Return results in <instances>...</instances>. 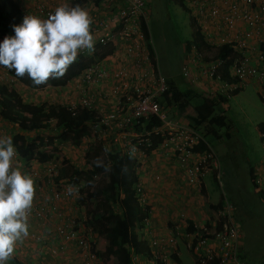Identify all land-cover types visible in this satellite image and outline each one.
<instances>
[{"label": "built area", "instance_id": "obj_1", "mask_svg": "<svg viewBox=\"0 0 264 264\" xmlns=\"http://www.w3.org/2000/svg\"><path fill=\"white\" fill-rule=\"evenodd\" d=\"M102 1L101 6L107 15L91 17L90 28L96 44L109 46L113 49L112 52H121L126 61L115 70H109L98 62L90 64L75 79L72 86L68 87L71 95L75 94V97L70 96L66 101V106L73 110L72 114L77 106L95 110L94 117L87 123V135L75 148H80L85 156L88 147L92 146L97 152L96 155L103 159L101 166L109 163L110 154L132 158L136 163V173L147 153L157 152L169 156L177 163L184 171L189 184H201L209 173H213L216 178L219 162L210 145L188 121L178 116L174 104L165 106L160 102L168 86L158 70L154 53H150V41L145 37L146 31L149 33L145 11L147 0ZM182 2L191 14L193 30L199 28L200 20L206 17L213 20L223 31L217 38L205 34L203 48H198L195 44L189 45L181 66L182 76L190 80L188 66L191 59L195 60L211 84L217 85L207 93V97L223 96L227 99L252 84L264 107V1ZM50 12L49 8L40 4L36 6L33 15L43 19ZM252 37H255L256 41L250 45L248 40ZM220 46L227 47L226 55L222 58L218 57ZM223 65H226L229 76L227 81L222 78ZM151 120H156L157 124L149 127ZM260 139L264 147V132H260ZM64 142L71 146L66 141L61 143ZM15 157L17 158V154ZM52 161H46V165L42 167V175L32 170L35 182L46 177L48 181L44 184L59 186L53 190L49 199L37 197L34 192L32 207L28 213L27 237L39 246H49L48 252L57 262L58 258L62 257L61 254L67 255L68 248L72 247L73 257L78 260L71 263L70 257L65 256L68 264H101L95 252L94 232L85 224V208H81L77 217H66L61 213L62 207L70 200H73V209L81 207L77 200L83 191V182L72 184L65 180L54 181L62 163L57 165ZM91 162L89 160V165ZM101 174L105 178L103 170ZM251 174L257 189L262 190L264 153ZM94 178L95 181L98 179L97 172ZM36 185L38 184L34 186ZM69 186L76 189L74 195L67 193ZM134 190L138 204L144 211L141 236L146 241L151 256L145 258L133 253L132 264H155L157 260L162 264H170L171 255L177 254L179 240L191 254L195 264H247L241 257L242 231L234 218L232 206L227 202L222 201L221 209L215 212V219L205 224L190 227L183 219L167 226V234H159L155 232L151 211L147 207L146 195L139 179L134 185ZM53 214L58 216L59 221L52 224L50 234L48 231L42 232L41 238L33 231L32 222H40L46 226L44 220L53 217ZM43 250L39 249V257L46 258V254H42Z\"/></svg>", "mask_w": 264, "mask_h": 264}, {"label": "trees", "instance_id": "obj_2", "mask_svg": "<svg viewBox=\"0 0 264 264\" xmlns=\"http://www.w3.org/2000/svg\"><path fill=\"white\" fill-rule=\"evenodd\" d=\"M102 0H69L66 4L69 6L79 5L84 7L88 2L97 5ZM184 8L182 0H177ZM25 14L15 0H0V39L6 35H11L12 26L22 22ZM47 18V17H46ZM193 37L186 45L195 44L198 48L205 47V42L196 27L193 30ZM148 40L150 34L145 33ZM149 41V40H148ZM185 45V47H186ZM151 55L153 54L150 48ZM226 46H220L218 57L226 55ZM112 48L109 46L95 45V51L89 55L82 54L78 60L70 66L65 75L59 79H49L42 86L58 88L68 92L75 79L90 64L97 63L111 54ZM4 68V67H3ZM221 73L224 77H229L226 73V65L221 67ZM6 74L29 86L32 81L24 77H17L14 70L4 68ZM168 89L160 100L162 105L174 104L177 112L182 114L191 104L192 98L197 101L193 105V114L187 115L188 123L198 129L200 125L230 126L229 118L226 117L221 109V102H225L223 97L210 98L204 95H197L191 91L182 92L172 81H167ZM238 92V91H237ZM235 92V93H237ZM68 97V96H65ZM66 101L45 100L44 102H34L25 100L12 85L0 82V119L11 124L16 129L10 132L13 144L16 149L17 157L24 163L36 161L39 163L51 160L55 155L61 154L59 143L66 141L73 147H78L89 129L87 123L94 117V109L77 106L72 114L71 109L66 106ZM157 124L156 120H151V125ZM260 132H264V124L259 126ZM97 152L92 146H89L85 161L89 163L91 154ZM109 163L101 166L106 178L104 190H92L95 182L96 164L91 162L90 167L82 170L78 166L64 167L67 163L66 158L62 156V165L54 181H69L72 184L78 182L84 183L83 191L79 196L77 203L85 208V224L92 229L96 239H102L106 245V250L96 249L95 252L101 264H107L108 261L113 264H132L131 254L150 257L151 251L147 243L142 239L141 228L144 218V211L139 206L134 185L138 176L134 170L136 165L134 159L121 157L116 154L109 155ZM70 172L67 175V172ZM251 168L249 175L252 179ZM214 177V175H213ZM216 179V178H215ZM255 188L256 185L253 182ZM86 190V191H84ZM260 195L264 197L263 192L258 189ZM95 199L96 207L91 208L87 203ZM222 201L217 204H208L210 213L215 215L218 209H221ZM191 227V225L189 224ZM97 240V241H98ZM191 255V254H190ZM174 261L178 264L176 255H172ZM108 259V260H107ZM106 260V262H105ZM155 264H162L159 260Z\"/></svg>", "mask_w": 264, "mask_h": 264}, {"label": "rangeland", "instance_id": "obj_3", "mask_svg": "<svg viewBox=\"0 0 264 264\" xmlns=\"http://www.w3.org/2000/svg\"><path fill=\"white\" fill-rule=\"evenodd\" d=\"M39 1L44 2L43 0ZM68 1L64 0L66 3ZM61 4L63 3L61 2ZM145 11L147 15L146 24L150 33V43L157 67L164 77L172 79L183 89L184 80L180 76V64L185 55L183 45L191 40L193 36V26L190 22L189 12L176 0H147ZM0 82L12 85L19 91L20 95L21 93L23 94L21 96L24 97L25 93L27 99H31L34 102H44L45 100L59 102L68 99L70 96L75 97V94L71 95V91L64 92L62 89L42 85L36 86L33 83L29 86L24 85L16 79L9 77L4 68L2 69L1 67ZM195 101L197 100L192 98L191 104L187 108V111L192 114L194 113L193 105ZM221 109L224 111L226 117L229 118L230 126L228 128L212 124L206 126L200 125L197 129L198 133L210 145L219 162L216 179L212 177L206 178L209 199L212 202L222 200L232 206L234 218L239 223L242 231L241 248L245 262L247 264H264V197L255 188L249 175L250 168L254 169L264 153L259 129V126L264 124V107L257 95L256 88L254 85L249 84L236 94L230 96ZM0 136H6L4 132H1V127ZM59 148L61 154L55 155L52 158V163L59 165L62 163L63 156L67 160V163L64 165L66 168L78 166L82 170H86L90 167L89 163L87 165L85 162V156L80 148L71 147L65 142L59 143ZM89 160L96 164V172L98 173V179L91 189L94 191L104 190L106 179L101 174L103 159L91 154ZM13 161L16 162V165L23 172L31 177H33L32 170H36L38 175H42L43 171L40 172L41 167L37 168L34 164L28 167H21L22 161L16 157ZM69 173L68 171L67 175ZM35 184L38 185L34 186V192L37 197L42 199L45 197L49 199L53 190L59 186V184H49L48 189L44 185L41 187L42 185L39 181H34ZM82 187L84 188L83 183ZM97 200H90L87 206L95 208ZM72 201H68L66 206L61 209V213L65 214L66 217H77L83 207L82 205L80 207L76 203L79 207L77 210L73 209ZM44 221L47 224L46 226H43L40 222H32L34 225L32 227L33 231L39 234L41 238L43 237L42 232L47 230L48 234L51 233L52 224H56L59 218L56 214H53V217L46 218ZM27 239L30 241V246L37 244L28 237ZM93 239L97 249L106 250L107 247L102 239L98 240L95 237ZM48 248L49 246L45 244L40 246L38 244V247L35 249L36 255L41 253L39 249H44L42 254H46L47 256L45 258L46 264L49 261H51V264H61L59 263V259L63 261V256L70 257L69 262L71 263L78 260L73 257L74 251L72 247L68 248L67 252L69 253L67 255L61 254L62 257L58 258V262L48 252ZM178 248V264H194L190 253L180 240L178 241ZM141 257L147 258V256L143 255ZM170 261L171 264H175L171 257ZM107 264L113 263L108 261Z\"/></svg>", "mask_w": 264, "mask_h": 264}, {"label": "clouds", "instance_id": "obj_4", "mask_svg": "<svg viewBox=\"0 0 264 264\" xmlns=\"http://www.w3.org/2000/svg\"><path fill=\"white\" fill-rule=\"evenodd\" d=\"M24 14L22 22L12 26L13 34L0 39V67L14 70L17 77L42 85L63 77L85 51H95L92 18L78 4H61L43 19ZM15 156L12 137L0 136V264H7L16 242L29 234L34 180L14 166ZM67 193L74 195L76 189L69 186Z\"/></svg>", "mask_w": 264, "mask_h": 264}, {"label": "crops", "instance_id": "obj_5", "mask_svg": "<svg viewBox=\"0 0 264 264\" xmlns=\"http://www.w3.org/2000/svg\"><path fill=\"white\" fill-rule=\"evenodd\" d=\"M15 1L17 2V4L20 5L24 13L26 12L31 15L34 14L36 6L40 4L44 5L46 8H49L50 10H55V8L59 6L61 2L63 4L64 3L66 4L64 0H43L44 2H40L39 0H15ZM102 2L103 1H100L97 5H94L93 2L91 3L88 2L83 8H85L89 12V15L91 17L96 15L99 16L103 15V17H105L107 13L104 12L105 10L101 6ZM189 16H190L191 25L194 26V22L191 19L190 13ZM200 24L201 25L199 27V31L201 30L202 37H204L205 34H208L213 36L214 38H217L223 32L222 29L218 27L217 24L214 23L213 20H210L209 18L206 17L202 18L200 20ZM240 26H244V25L240 24ZM248 41L250 45H253L256 41V38L252 37ZM185 45L186 43L183 45L185 55L180 64V76L184 80V88L181 89L175 81L164 77V75L162 74L161 75L164 77L166 82L168 80L172 81L182 92H187L189 90L191 91V93L207 96L208 95L207 93L211 90H214V88L217 87V85L211 84L210 80L201 72L195 60L191 59L188 66L190 80L184 78L181 75V66L189 50V46L186 45L185 47ZM83 54L89 55V53H87L86 51ZM123 55L124 54H122L121 52H112L110 55L99 61L98 64L102 65L103 67H106L109 70H115L116 68L121 67L125 63L126 59L124 58ZM1 68L3 69V67ZM222 78L224 79L223 81H227L229 79L228 77L227 78L224 77V73H222ZM21 95L23 94L21 93ZM25 95L26 94L24 93V97L23 96L22 97L25 100L31 101V99L30 100L27 99V96ZM223 104L225 103L222 102L220 103L221 107L223 106ZM187 108L185 112L182 114H179L177 112L178 116L185 119L186 121H188L187 115H192V113L187 111ZM0 127H1V132H4L6 136H9L10 132H14L16 130L14 126L1 119H0ZM13 164L14 166H17L16 162ZM32 164L36 165L37 168L41 167L40 172H42L43 171L42 167L46 165V162H42V163L36 161H30L29 163L21 162V167H28L29 165ZM138 177L144 188L147 204L151 211L150 215L152 218V222L154 224L155 232H158L159 234H167L168 233L167 226H171L173 222H180L183 219H185L186 222L190 225H202L209 222L210 220L215 219L216 216L213 213H210L207 206L208 204H217L222 200L218 202H212L209 199L208 189H207L208 182L206 178L207 177L214 178L212 173L207 174L203 178L201 184H196V185L189 184L186 181L184 171L169 156L157 152H151V153H147V156L140 164V167L138 168ZM47 181L48 179L46 177H43V179H41V181L39 182L40 184L48 188V185L44 184ZM261 192H263L264 194V184L262 185ZM45 199L48 198L45 197ZM29 242L30 241L27 239V237H24L20 241L16 242L14 246V252L10 260L7 262V264H46L45 258L39 257V255L38 254L36 255L35 253V249L38 247V244H33L30 246ZM177 249H178L177 254L174 255H176V257L179 259V248ZM243 256L244 254L241 248V257L244 260ZM171 258L174 261L172 255ZM63 259L64 261L62 264H68V261L65 259V256H63ZM60 262L61 260H59V263ZM47 264H51V261H49ZM175 264L177 263L175 262Z\"/></svg>", "mask_w": 264, "mask_h": 264}]
</instances>
